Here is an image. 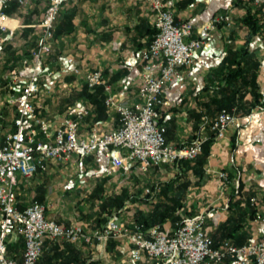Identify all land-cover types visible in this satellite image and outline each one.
I'll list each match as a JSON object with an SVG mask.
<instances>
[{
	"label": "crops",
	"instance_id": "1",
	"mask_svg": "<svg viewBox=\"0 0 264 264\" xmlns=\"http://www.w3.org/2000/svg\"><path fill=\"white\" fill-rule=\"evenodd\" d=\"M36 1L9 6L16 31L11 36L0 30V67L6 70L22 67L25 51L34 39L38 41L45 13ZM167 2L176 22L193 23L191 38L200 37L203 25L216 14L229 13L233 19L231 26H220L197 50L195 68L182 67V75L167 84L165 97L172 104L162 113L167 142L181 145L201 134L210 138L211 123L223 108L241 117L240 130L230 127L225 138L213 137L210 145L204 144L200 154L207 153V158L201 166L202 178L192 168L194 161L191 166L164 164L145 173L126 165L107 176L104 171L109 159L96 151L83 160L72 156L65 163L49 162L46 172L31 177L18 173L16 203L23 209L39 201L46 205L47 218L66 225L82 222L86 231L92 232L107 223L113 208L105 209L104 205L117 196H130L119 210L115 209L128 227L144 219L160 222L153 221L157 206L172 204V198L177 197L183 206L159 223L165 232L172 233L186 217L204 213L205 229L216 244L229 240L240 246L260 229L264 234V220L256 219L257 214L264 218V111L249 115L264 90V11L252 0ZM47 4L46 9L49 0ZM248 15L258 19L259 29L254 33L244 22ZM153 21L145 0H71L63 4L55 21L57 34L45 59L41 91L35 100L38 114L57 123L71 114L72 108L88 107L91 111L82 120V134L94 127H118V114L105 105L104 88L89 90L85 77L100 69L122 103L134 106L142 102L141 55L153 39ZM68 57H73V63H68ZM3 73L0 70V77ZM2 103L0 137L12 128L16 114L14 106ZM221 171L227 172L228 181L219 178ZM142 176L148 178L147 188ZM130 178L136 179L134 186H128ZM108 182L116 188L111 189ZM166 184L169 187L164 191ZM148 188L152 193L144 198ZM18 240L22 246L16 256L8 255L21 261L24 238L11 236L8 247ZM132 249L130 235L92 243L47 238L37 264H135L130 259ZM144 264L157 263L146 260ZM207 264L236 262L228 257Z\"/></svg>",
	"mask_w": 264,
	"mask_h": 264
},
{
	"label": "built area",
	"instance_id": "2",
	"mask_svg": "<svg viewBox=\"0 0 264 264\" xmlns=\"http://www.w3.org/2000/svg\"><path fill=\"white\" fill-rule=\"evenodd\" d=\"M30 0H0V30L15 34L16 26L7 9L12 2L25 6ZM49 7L39 26L37 46L22 67L8 70L4 87L9 90L6 102L15 107L12 128L0 137V264H37L47 238L72 243L107 242L111 237L130 235L133 249L130 259L135 264L153 260L157 264H207L219 263L225 258L236 264H264V234L260 229L246 244L237 246L229 240L216 244L205 229L204 213L184 218L172 233L163 230L159 223L146 227L142 222H122L119 212H114L107 223L92 232L86 231L82 222L71 225L59 223L46 216V205L34 201L20 209L16 203L18 173L31 177L39 171L46 172L49 162L65 163L72 156L80 160L96 151L109 159L104 173L113 176L126 165L136 166L142 172L164 164L194 160L202 152L208 137L199 135L181 145L167 142L166 126L162 123L163 109L171 102L165 97L169 82L182 75V67L195 68V53L220 26H231L229 13H219L207 21L200 37L191 38L193 23L176 22L174 11L167 0H145L153 13L156 33L142 51L143 65L140 73V95L143 101L129 106L113 93L100 69L86 74L89 90L104 88L105 105L119 116L120 125L112 129L94 127L88 134L80 132L82 120L90 114L88 107H74L71 114L59 122L47 120L37 112L36 97L41 91V77L45 59L51 50L55 21L63 4L71 0H49ZM262 6L264 0H252ZM73 63V57H68ZM204 65V63H201ZM79 72L78 68L74 69ZM264 111V90L260 91L256 108L249 115ZM0 113V132L2 129ZM230 127L238 131L241 117L224 108L211 123V131L218 139L225 138ZM219 178L228 181L226 171ZM146 193H152L146 189ZM253 202L256 198L252 199ZM256 219H262L257 214ZM11 236L24 238L23 259L18 261L8 255Z\"/></svg>",
	"mask_w": 264,
	"mask_h": 264
},
{
	"label": "trees",
	"instance_id": "3",
	"mask_svg": "<svg viewBox=\"0 0 264 264\" xmlns=\"http://www.w3.org/2000/svg\"><path fill=\"white\" fill-rule=\"evenodd\" d=\"M11 4L13 5L14 8L19 5L17 2H13ZM7 12L8 13L11 12V9L8 8ZM244 22L250 27L252 33L256 32L259 29L258 19L253 18L251 15L246 16L245 19H244ZM155 33H156V30L154 29L153 37H154ZM55 34H57V28L56 27H54V35ZM36 46H37V39H34L31 42V44L29 46V49L27 51H25L24 54L27 57L28 56L31 57L33 49H35ZM258 100H259V98H258ZM258 100H257L256 105L253 107V109L256 108V106L258 104ZM226 109L231 110L230 108H226ZM213 137H215V133L214 132H212V135H211L210 138H213ZM210 138H208V140L205 142L206 146L210 145V142L212 141V140H209ZM206 158H207V153L204 154V155L199 154L198 157L195 158L194 160L180 161V162H177L175 164H178V165L179 164H183L184 166H191V161H194L195 163H194V165H192V168H194V171L196 172V174L199 175V178H202L203 175H204V172L202 171L201 166L206 161ZM168 187H169V184H166V187L164 188V191H166L168 189ZM150 195H151V193H145L144 198H148V197H150ZM127 197H130V196H126V195L117 196L116 198H113L111 202L106 203L104 205V208L107 209V207L110 206L113 209H119V208H121L123 206L124 200ZM172 202H173L172 204L158 205L157 209H156L157 211L155 213L156 215L154 217L156 219H154L153 221L159 219V221L162 222V221H164L166 219V217H168L169 215H172L177 210V208L183 206L181 204L179 198H177V197H173L172 198ZM110 213H113L112 210H110ZM174 219L176 220L178 218L175 217ZM140 222L144 223L146 227L151 226V225L156 224V223H160V222H151L148 219L141 220ZM21 246H22V241L21 240H18V242L10 243V245L8 247L9 254L12 255L13 257H15L16 253L18 252V250L20 249Z\"/></svg>",
	"mask_w": 264,
	"mask_h": 264
},
{
	"label": "rangeland",
	"instance_id": "4",
	"mask_svg": "<svg viewBox=\"0 0 264 264\" xmlns=\"http://www.w3.org/2000/svg\"><path fill=\"white\" fill-rule=\"evenodd\" d=\"M37 2V1H36ZM41 3V4H40ZM37 5L39 4L40 5V10H42L44 13H46V7H47V0H38V2L36 3ZM45 15V14H44ZM44 15L42 16V18L44 17ZM40 33H41V29H40ZM30 57L28 56H26V58L25 59H29ZM2 68V69H1ZM0 70L2 71V73L4 72V73H6L8 70H10V69H5V68H3V67H0ZM3 73V74H4ZM4 77V76H3ZM3 77H0V102L2 103V102H6L5 100V98H6V95H7V93L9 92V90L7 89V88H5L4 87V85H5V80H4V78ZM7 104V103H6ZM142 178H143V182H145V188H147V179L148 178H145L144 176H142ZM135 182H136V179L135 178H130L129 179V183H128V186H129V184L130 185H132V186H134V184H135ZM122 183H124V182H122ZM114 184V183H113ZM112 184V185H113ZM107 185L108 186H110V188L111 189H115L116 188V185L114 184L113 186L111 185V184H109V182L107 183ZM125 186V185H124ZM127 186V185H126ZM122 187H123V185H122ZM119 210V209H118ZM113 211V213L115 212V211H117V210H115V209H113L112 210Z\"/></svg>",
	"mask_w": 264,
	"mask_h": 264
}]
</instances>
